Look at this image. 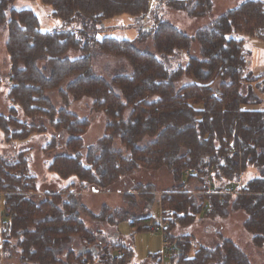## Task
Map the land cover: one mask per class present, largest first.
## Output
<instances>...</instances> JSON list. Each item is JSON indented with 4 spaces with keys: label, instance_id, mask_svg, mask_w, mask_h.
<instances>
[{
    "label": "trees",
    "instance_id": "trees-1",
    "mask_svg": "<svg viewBox=\"0 0 264 264\" xmlns=\"http://www.w3.org/2000/svg\"><path fill=\"white\" fill-rule=\"evenodd\" d=\"M14 1L0 0L11 83L5 95L8 112L0 113V136L14 144L48 129L66 135L61 144L52 136L42 151L64 149L46 169L71 182L33 200L37 179L28 173V151H17L11 159L0 156L5 209L0 260L13 249L20 264H128L132 247L113 236L95 252L97 233L85 226L79 212L87 211L72 191H99L140 169L166 167L179 184L159 203L161 221L168 225L166 240L175 246L170 264H252L222 232H216L219 243L209 247L194 246L192 235L171 230L244 212L243 230L255 247L264 246V109L256 108L264 85L249 70L251 52L245 47L250 39L264 43V0L243 1L192 36L150 12V0H39L60 21L54 31H42L31 9L11 8ZM159 1L196 17L213 7L212 0ZM118 16L134 20L138 38L151 39L152 52L124 38L99 39L105 22ZM145 21L149 25L143 28ZM74 24L80 26L77 31ZM195 43L199 57L192 54ZM94 45L100 53L124 60L131 73L109 80L97 76L92 69ZM70 50L81 56L67 58ZM173 58L178 61L170 66ZM40 60L44 67L38 66ZM55 90L63 107L56 108L46 95ZM84 97L92 99V110L106 115L105 135L89 146L81 139L88 119L69 110L71 102ZM19 112L27 119L43 117L48 126L29 124ZM115 140L122 149L115 147ZM249 168L257 169L258 176L241 182ZM107 209L88 215L98 223L113 222ZM147 219L134 218L130 225L146 229ZM118 251L121 256L116 258Z\"/></svg>",
    "mask_w": 264,
    "mask_h": 264
},
{
    "label": "rangeland",
    "instance_id": "rangeland-1",
    "mask_svg": "<svg viewBox=\"0 0 264 264\" xmlns=\"http://www.w3.org/2000/svg\"><path fill=\"white\" fill-rule=\"evenodd\" d=\"M243 1L246 0H212L213 7L211 12L207 15L196 17L190 16L184 11H175L168 8L162 1L150 0V12L155 13L162 19L170 21L183 33L192 36L199 28L207 25L226 10L239 5ZM10 7L31 9L37 15L42 31H54L60 26V21L51 16L50 7L42 5L39 0H15ZM132 22H134V20H130L128 16H118L110 21H106L105 29L101 32L99 39L104 36L124 38L132 41L137 48L152 52L153 48L151 39H145L143 41L140 40L135 29L136 24ZM146 25H149V21H145V24L142 27L145 28ZM79 27L80 26L78 24H74L72 26L75 31H77ZM6 39V27H1V114H7L10 106V103L5 96L11 86L9 80L10 64L5 51ZM245 47L251 52V56H249L251 60L249 70L253 72V77H257L261 73H264V43L250 39L245 42ZM192 50V54L198 57L200 56L198 52V43L193 44ZM80 56L81 53L75 50H70L66 54V57L69 59H76ZM158 58L163 60L161 57ZM177 61L178 59L173 58L170 60L169 65L175 66ZM38 66L40 68L44 67L45 61H38ZM92 69L97 76L103 77L106 80H109L114 75H125L131 73V68L124 60L109 57L100 53L98 47L95 45L92 48ZM259 82L264 85V77H260ZM261 88L262 89L259 94L262 99V103L256 108L264 109V87ZM46 95L56 108L64 106L63 99L57 90L47 92ZM91 104L92 99L90 97H84L79 101L71 102L69 106V110L71 112L75 113L79 118L88 119L90 123L88 130L81 136L82 142L86 146L94 145L105 135L104 126L106 124V115H104L101 111L92 110ZM18 116L20 119L27 121L29 124L48 126L46 119L43 117L27 119L20 112ZM56 132L57 131L55 130L48 129L46 133L34 134L27 140L16 142L14 144L4 143L0 136V156L11 159L17 151H28V173L37 179V190L31 193V198L36 201L46 193L58 192V190L71 182L60 180L52 173H49L46 169L48 163L55 154L64 152L63 148L50 153H44L42 151L43 146L49 142L52 136H56L60 144L64 142L66 135L58 136V133ZM114 142L117 149H122L120 141L115 140ZM250 176L249 172H247L241 177V182H245V180H247ZM176 186L178 187L179 184L176 183L174 174L166 167H161L159 169H140L132 173L130 176L122 177L106 189H99V193L96 195H92L93 193L91 192V187H89L86 191H81L76 188L72 192L75 194L74 198L76 201L83 205L85 207V211H87V214L79 212L80 217L84 220L85 226L88 229L97 233L99 241L102 240L101 238H103L107 233L113 232L112 234L118 235L117 241L119 243L134 244V255L129 264H149L150 260H152V255L158 256L159 254L160 256L163 244L162 234L151 230L150 227L149 229L152 232L148 231V228L137 231L138 229L136 230L130 227L131 219L139 217L142 218L144 217L143 214H147L149 218L145 222H149V225L152 222H160L159 225H163L164 223L161 221L159 211L160 198L163 194H167L169 190ZM123 192H127L126 194H133L131 198H127V202L125 204L132 202V204H136L135 207L128 208L122 203L123 197H121V194H123ZM103 207L108 208L107 213L110 217L114 216L113 222L108 223L106 221L104 223H98L89 217V213L99 214ZM245 219L246 215L244 212H234L227 218H218L212 221L220 224V227H224L225 231H227L224 233V237H228L243 251H245L252 264H264V246L259 249L253 245L251 242V235L242 228V222ZM209 231L210 228L204 226L203 221H197L183 228L172 229L171 233L174 235L190 234L192 235L194 246L201 244L212 247L219 243L220 240L217 236L213 237L211 235L212 237H208L207 235L209 234ZM102 241H106V239L104 238ZM108 241L109 240H107V242ZM104 243L105 242H103V244ZM73 244H75L74 241ZM164 261L170 262V259L164 258L163 262ZM20 263L19 254L13 249L9 252H5L4 257L0 260V264Z\"/></svg>",
    "mask_w": 264,
    "mask_h": 264
},
{
    "label": "crops",
    "instance_id": "crops-1",
    "mask_svg": "<svg viewBox=\"0 0 264 264\" xmlns=\"http://www.w3.org/2000/svg\"><path fill=\"white\" fill-rule=\"evenodd\" d=\"M260 77H264V73H261L260 75H259ZM247 172H249V175H251L248 179H251L252 177H256V176H258L257 174H258V171H257V169H254V168H249L248 170H247ZM246 172V173H247ZM245 173V174H246ZM244 174V175H245ZM243 175V176H244ZM247 179V180H248ZM247 180H245V182L247 181ZM91 192L93 193L92 195H96V194H98L99 192L97 191V190H95V189H91ZM121 192V191H120ZM127 192H123V194H121V193H119V194H121L122 196L121 197H123V201H122V203L126 206V207H128V208H130V207H135L136 206V204H132V202L131 203H129V204H125L126 202H127V198H131V196L133 195H131V194H126ZM100 195V194H99ZM119 196V195H118ZM134 197V196H133ZM159 206V205H158ZM4 204H3V201H2V198H1V195H0V223L2 222V219H3V212H4ZM159 211H160V207H159ZM231 214V213H230ZM144 215V217H142V219L143 218H149V216L147 215V214H143ZM112 218H114V217H112ZM118 218H119V216H118ZM127 218H129V217H127ZM139 218H141V217H139ZM129 219H131V218H129ZM132 220V219H131ZM198 221H203L204 222V226H207V227H209L210 228V231H209V234L207 235L208 237H215L216 236V232H222L223 233V235H224V233H226L227 231H225V229H224V227L223 226H219L220 224H218V223H216V222H214V221H208V220H205V219H199ZM109 223V222H108ZM160 222H152L149 226H148V231H151L150 229H149V227L151 226V225H158ZM242 224H243V222H242ZM112 225V224H111ZM130 227H132L131 225H130ZM132 228H134V229H136L137 230V228H135V227H132ZM140 230H143V229H138L137 231H140ZM152 232V231H151ZM113 233V232H112ZM112 233H107L103 238H101L102 240L105 238L106 239V241H102V240H98V245H97V247L95 248V252L96 253H98L100 250H101V248H103V246L107 243V240H109L110 238H112V236H113V238L114 239H117V237H118V235H114V234H112ZM212 235V236H211ZM228 238V237H227ZM103 242H105L104 244H103ZM101 244H103V245H101ZM127 246H131L132 247V249L134 250V248H133V243H127L126 244ZM162 254L160 253V256H159V254H158V258L156 259V258H152L151 257V259L152 260H150V263L149 264H156L157 263V261H160V264H170V262L168 261V262H166V261H164L163 262V259H162ZM170 259V258H169ZM132 260V259H131ZM130 260V261H131ZM129 261V262H130ZM129 264V263H128ZM146 264H148V263H146Z\"/></svg>",
    "mask_w": 264,
    "mask_h": 264
},
{
    "label": "built area",
    "instance_id": "built-area-1",
    "mask_svg": "<svg viewBox=\"0 0 264 264\" xmlns=\"http://www.w3.org/2000/svg\"><path fill=\"white\" fill-rule=\"evenodd\" d=\"M230 149L232 151H234V147L230 146ZM186 174H188V172L186 171ZM6 214H9L10 211L7 209L6 211ZM167 224L164 223L163 225H153L150 227L151 230L153 231H156V232H159L162 234V237H163V244H162V251H161V254H162V259L164 258H171L173 257V255L175 254V246L173 244V242L169 241V240H166V231L165 229L167 228ZM121 256V252L118 251L117 254H116V258H119Z\"/></svg>",
    "mask_w": 264,
    "mask_h": 264
}]
</instances>
